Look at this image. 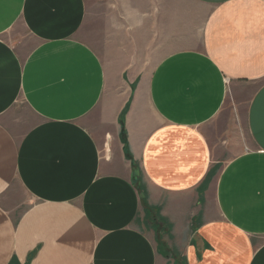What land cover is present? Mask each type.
<instances>
[{"label": "crops", "instance_id": "0c3cea01", "mask_svg": "<svg viewBox=\"0 0 264 264\" xmlns=\"http://www.w3.org/2000/svg\"><path fill=\"white\" fill-rule=\"evenodd\" d=\"M144 1L0 0V264H264V0Z\"/></svg>", "mask_w": 264, "mask_h": 264}, {"label": "rangeland", "instance_id": "374dc122", "mask_svg": "<svg viewBox=\"0 0 264 264\" xmlns=\"http://www.w3.org/2000/svg\"><path fill=\"white\" fill-rule=\"evenodd\" d=\"M160 0H152V11L159 7ZM87 19L82 29L83 39L91 45L101 56L111 61V28L113 14L126 13L131 8L143 9L144 0H86ZM147 5V3H146ZM147 7V6H146ZM14 45H19L18 38L13 40ZM151 61H154L152 58ZM155 63L148 64V71H151ZM137 182L142 184L138 177Z\"/></svg>", "mask_w": 264, "mask_h": 264}, {"label": "trees", "instance_id": "16d2710c", "mask_svg": "<svg viewBox=\"0 0 264 264\" xmlns=\"http://www.w3.org/2000/svg\"><path fill=\"white\" fill-rule=\"evenodd\" d=\"M138 177H140V173L138 171H136L135 178L138 179Z\"/></svg>", "mask_w": 264, "mask_h": 264}]
</instances>
